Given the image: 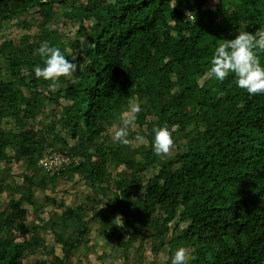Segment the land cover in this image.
Returning <instances> with one entry per match:
<instances>
[{
	"label": "trees",
	"instance_id": "1",
	"mask_svg": "<svg viewBox=\"0 0 264 264\" xmlns=\"http://www.w3.org/2000/svg\"><path fill=\"white\" fill-rule=\"evenodd\" d=\"M215 1L0 0V33L14 25L0 43V264L39 251L47 255L35 264H71L93 230L122 247L125 264H162L163 247L164 264L180 247L195 257L189 264H264V94L249 95L234 74L205 75L221 39L264 29V0ZM44 41L81 66L55 92L35 76ZM130 97L142 110L129 134L136 144L124 145L109 128ZM165 123L177 126L170 157L152 147ZM20 161L17 181L10 165ZM69 177L87 188L79 202L43 192Z\"/></svg>",
	"mask_w": 264,
	"mask_h": 264
},
{
	"label": "clouds",
	"instance_id": "2",
	"mask_svg": "<svg viewBox=\"0 0 264 264\" xmlns=\"http://www.w3.org/2000/svg\"><path fill=\"white\" fill-rule=\"evenodd\" d=\"M34 54L44 58V66H36L35 76L49 81L48 91L55 92L60 88V79L63 77L73 80L80 69V65L74 60H69L58 47L50 46L44 41L35 50ZM261 54H264V29H258L255 33L239 31L233 39H221L215 48L210 60V68L205 73L209 78L223 82L229 74H234L236 85L247 91L251 96L264 94V65L261 64ZM70 103V101H66ZM129 110L123 114L121 126L115 128L112 138L115 142L124 145L133 143L129 139L131 129L136 128V121L141 106L137 98L128 100ZM177 126L171 128L165 123L163 126L153 128V151L157 156L170 157L176 147L174 132ZM145 137L137 134L135 141L143 143ZM115 221L123 226L122 217L117 215ZM191 250L180 247L171 259V264H189L194 259Z\"/></svg>",
	"mask_w": 264,
	"mask_h": 264
},
{
	"label": "rangeland",
	"instance_id": "3",
	"mask_svg": "<svg viewBox=\"0 0 264 264\" xmlns=\"http://www.w3.org/2000/svg\"><path fill=\"white\" fill-rule=\"evenodd\" d=\"M112 1L113 0H96V2L102 3V4L111 3ZM216 2L217 1H215V0H211L210 4L212 5ZM11 6L12 7L15 6L14 2L11 3ZM77 16L81 17V15H77ZM97 21L98 20L95 19L94 17L86 18L84 20V27L86 28L88 34H90L91 32H93L96 29ZM49 26L51 28L55 27V26H53V24H49ZM13 27H14V25L8 26L6 28L7 32L11 31L13 29ZM34 29H35L36 33H38V37L41 40V34H43L45 32V30L42 29L41 27H34ZM3 33L4 34L0 33V43H4L5 41H7V37H6L7 34L5 32H3ZM30 43L32 44L33 47H36L38 45L36 43L35 39H30ZM68 59L73 60V57L69 56ZM185 74H184V80H183L184 85H186V86L192 85L191 75L188 73H185ZM65 80L66 79H64V81ZM153 88H154V86H153ZM149 92L152 93L151 90ZM128 100H129V98L126 100V102H128ZM137 100H138V98H137ZM127 111H128V109H125L123 114ZM112 120L115 121L116 119L114 120L112 118ZM119 126H121V122L120 123L114 122L111 124V126L109 128L111 135L113 134L115 128H117ZM182 135L183 134H180L179 137L181 138ZM132 144L135 145L136 143L133 141ZM137 149L139 150L138 157H143L144 151H145V149H147V147L139 146V144H138ZM10 166L12 169L11 171L14 175V179H16L17 181H20L21 179L17 175H21V173L24 170L25 164L21 161L20 162H12ZM3 167H5V163L2 161V162H0V169H2ZM120 168H122V166ZM30 170H31V166H29L26 171H30ZM86 191H87V188L84 186V182L81 179H78L76 177H74V179H73V177L72 178L69 177V178H65V179H63V178L58 179L57 187H56L55 191L54 190L51 191V190L47 189L43 192L46 194L52 195V196H61L62 195L64 203L67 205H70V204L79 202V200H82L84 195L86 194ZM40 192L41 191H37L38 196L41 195ZM0 203H1V206H0V212H1L3 210V208L5 207V203H6V194L5 193L2 194V196L0 198ZM44 215H46V214L44 213ZM32 220H33L32 216H29L27 218L28 222H31ZM93 229H95V227H93ZM2 234L3 233H0V236ZM40 235L43 236L46 241H48L52 237V233L49 231V229L41 231ZM95 235H96V232L93 230L91 233V236H94V237H92L93 244L85 247V249L83 250V253H81L80 250L76 251V253H77L76 257H72L71 264H125L124 262H122V258H121L122 247L120 245H117V246L115 245V247H112V245H113V242H112L111 246H109L104 241L103 238L102 239L98 238ZM31 237H33V236H31ZM106 246H109V247H106ZM142 246H143V248L141 247L139 252H141L147 248L149 249V247H146L144 244H142ZM114 248H115V250H113ZM166 250H167V247H163V249L161 251L162 264H164V261H165L164 260V258H165L164 254H166ZM55 251L57 253L60 252L59 248H56ZM136 253H137L136 247L133 244H131V246L128 248L127 253H126L128 260L129 261L132 260L133 257H135ZM112 254L114 256L111 258ZM46 255H47V253H43L41 251H39L37 253L29 254V256H27L26 258L23 259V261H24L23 264H35L37 262V260L44 258ZM150 255L153 258V254L151 252H150Z\"/></svg>",
	"mask_w": 264,
	"mask_h": 264
}]
</instances>
